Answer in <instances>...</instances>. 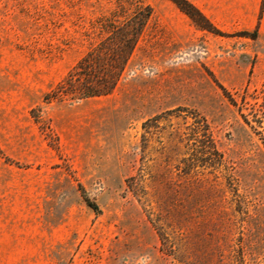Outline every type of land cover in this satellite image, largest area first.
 Segmentation results:
<instances>
[{"label": "rangeland", "instance_id": "obj_1", "mask_svg": "<svg viewBox=\"0 0 264 264\" xmlns=\"http://www.w3.org/2000/svg\"><path fill=\"white\" fill-rule=\"evenodd\" d=\"M137 1L0 0V264H264V2L252 32L145 26L110 95L47 99Z\"/></svg>", "mask_w": 264, "mask_h": 264}, {"label": "trees", "instance_id": "obj_2", "mask_svg": "<svg viewBox=\"0 0 264 264\" xmlns=\"http://www.w3.org/2000/svg\"><path fill=\"white\" fill-rule=\"evenodd\" d=\"M169 1L184 13L199 30L215 35H223V33L190 1ZM262 2H264V0H262ZM151 15L150 6L145 5L143 0H138L133 16H131L124 25V28L125 26L126 28H122L116 35L112 34L108 37L96 51L88 52L85 57L78 62L76 67L68 73L67 77L48 94L47 99L58 101L63 97H67L73 101H80L110 95L116 88ZM242 35L247 36L250 34L243 33ZM251 35L255 36V33ZM107 46H112L114 50L112 52L107 51ZM262 99L264 104V96ZM252 116L254 117L255 114ZM194 117L201 123L195 128V133L200 137L198 143H200V147H202L201 153H214L218 157V164L221 165L223 157L215 147L207 120L202 116ZM255 122L260 123L259 120H255ZM147 123L148 122L145 124L147 125ZM193 169V167L187 166L183 171H185V174H188L190 171H193ZM134 180L135 177L129 178L126 181L127 185L129 186ZM86 203L88 207L97 211L98 208L95 204L89 201Z\"/></svg>", "mask_w": 264, "mask_h": 264}, {"label": "crops", "instance_id": "obj_3", "mask_svg": "<svg viewBox=\"0 0 264 264\" xmlns=\"http://www.w3.org/2000/svg\"><path fill=\"white\" fill-rule=\"evenodd\" d=\"M220 31L252 32L261 28L262 0H188ZM152 15L146 26L156 25L172 41H184L206 33L169 0L149 3ZM261 22V23H260ZM25 264H61L56 257L27 259Z\"/></svg>", "mask_w": 264, "mask_h": 264}]
</instances>
